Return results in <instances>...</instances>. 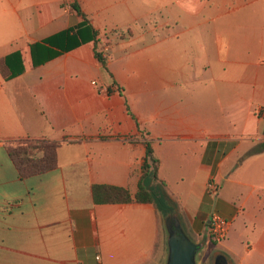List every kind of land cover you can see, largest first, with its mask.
Segmentation results:
<instances>
[{"label":"crops","instance_id":"0c3cea01","mask_svg":"<svg viewBox=\"0 0 264 264\" xmlns=\"http://www.w3.org/2000/svg\"><path fill=\"white\" fill-rule=\"evenodd\" d=\"M0 59V264H164L165 217L208 250L212 214L227 264H264V0H0ZM23 139L60 142L56 167L21 178ZM145 142L169 211L94 204L136 193Z\"/></svg>","mask_w":264,"mask_h":264},{"label":"trees","instance_id":"16d2710c","mask_svg":"<svg viewBox=\"0 0 264 264\" xmlns=\"http://www.w3.org/2000/svg\"><path fill=\"white\" fill-rule=\"evenodd\" d=\"M73 11L82 18L83 26H88L86 16L82 13L76 2L71 4ZM92 38L97 36L96 31L91 29ZM66 32L65 34H68ZM80 35V33L76 32ZM96 46V45H95ZM98 48V45H97ZM99 63L106 69L105 59L95 53ZM0 74L4 78L12 77L15 74L7 69L6 60L0 59ZM61 146L60 142L50 141L48 139H23L15 140L5 144V150L17 172L21 178H27L39 175L52 170L57 165V150ZM145 155L143 158L141 172L142 176L134 195L124 188L107 185H94L91 188V197L94 204H127V203H154L160 212L166 213L169 208L165 204L163 191L149 188L144 184V178L150 176L154 180H158V160L153 154V150L149 142H145ZM264 150V144L254 147L249 155L260 153Z\"/></svg>","mask_w":264,"mask_h":264},{"label":"water","instance_id":"95a60500","mask_svg":"<svg viewBox=\"0 0 264 264\" xmlns=\"http://www.w3.org/2000/svg\"><path fill=\"white\" fill-rule=\"evenodd\" d=\"M164 222L167 230V251L164 264H197L195 255L202 244L191 241L173 216L167 215ZM214 264H227V262L223 256L218 255Z\"/></svg>","mask_w":264,"mask_h":264},{"label":"built area","instance_id":"2783aa9c","mask_svg":"<svg viewBox=\"0 0 264 264\" xmlns=\"http://www.w3.org/2000/svg\"><path fill=\"white\" fill-rule=\"evenodd\" d=\"M109 51L110 47L106 42L99 45V48H97L98 54L104 59L108 56ZM206 188L211 194L216 193L217 188L213 182L209 181ZM229 227L230 222L228 220L217 214H212L209 218L206 233L208 240L212 243H221L226 238ZM96 259L98 260V258Z\"/></svg>","mask_w":264,"mask_h":264},{"label":"rangeland","instance_id":"374dc122","mask_svg":"<svg viewBox=\"0 0 264 264\" xmlns=\"http://www.w3.org/2000/svg\"><path fill=\"white\" fill-rule=\"evenodd\" d=\"M105 42L108 44L109 47H111L112 43L107 42V41H105ZM99 45H101V43L98 44V48H99ZM191 241L194 242V240H191ZM201 242L198 241L199 244H202V247L200 248L199 252L196 253V255H195L196 263L197 264H214L215 258L219 254H223V253L219 252V248H220L221 243L210 242V243H208L209 244V246L207 247L208 250H205L206 249V242L205 241L202 243ZM223 255H225V254H223Z\"/></svg>","mask_w":264,"mask_h":264}]
</instances>
